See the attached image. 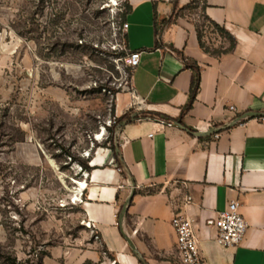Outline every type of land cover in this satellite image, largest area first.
<instances>
[{"label": "crops", "instance_id": "0c3cea01", "mask_svg": "<svg viewBox=\"0 0 264 264\" xmlns=\"http://www.w3.org/2000/svg\"><path fill=\"white\" fill-rule=\"evenodd\" d=\"M193 1L125 0L127 47L142 53L134 90L171 121L128 123L118 158L109 148L94 154L80 206L100 241L53 250L44 264H179L177 213L193 220L206 264H264V0H201L205 16L235 40L221 55L201 47L197 20L183 15ZM200 29L210 51L230 48L219 32ZM192 65L201 88L184 112ZM231 202L248 229L227 248L214 222Z\"/></svg>", "mask_w": 264, "mask_h": 264}, {"label": "rangeland", "instance_id": "374dc122", "mask_svg": "<svg viewBox=\"0 0 264 264\" xmlns=\"http://www.w3.org/2000/svg\"><path fill=\"white\" fill-rule=\"evenodd\" d=\"M125 12L124 0H0V264L94 240L76 201L83 165L126 124L161 119L133 99ZM184 14L214 30L201 9Z\"/></svg>", "mask_w": 264, "mask_h": 264}, {"label": "built area", "instance_id": "2783aa9c", "mask_svg": "<svg viewBox=\"0 0 264 264\" xmlns=\"http://www.w3.org/2000/svg\"><path fill=\"white\" fill-rule=\"evenodd\" d=\"M128 28L129 25L124 23L122 30L125 32ZM141 56L142 53L140 51L129 50L126 59L128 67L135 71L141 62ZM132 96L136 105L151 107L134 89ZM230 110L234 111L235 107H230ZM150 136L152 137L153 134ZM186 201L190 202L191 198L187 197ZM239 207L238 202H231L225 211L219 213L218 218L214 222V226L217 229L215 240L223 247L231 248L240 246L245 238L248 224L241 215ZM85 226L90 231L94 241H100L96 224L85 221ZM172 226L176 235V249L179 256V264H206L200 249V241L196 234L193 220L181 213H177L172 220Z\"/></svg>", "mask_w": 264, "mask_h": 264}, {"label": "trees", "instance_id": "16d2710c", "mask_svg": "<svg viewBox=\"0 0 264 264\" xmlns=\"http://www.w3.org/2000/svg\"><path fill=\"white\" fill-rule=\"evenodd\" d=\"M201 0H194L193 3L187 7H185L182 11H189V10H192V9H201V13L205 19V21H207L213 28L215 31L219 32L221 35L225 36L229 41H230V48L227 49V50H219V49H216L214 51H210L209 49H207L205 47V44L202 42V31L200 28H198V33H199V38H200V42H201V47L203 49H206L207 52H210L214 55H221V54H224V53H227L229 52L230 50H232L234 47H235V40L234 38L225 30L223 29L222 27H220L219 25H217L216 23L210 21L206 16H205V12H206V8H207V5L205 2H203V4L201 5ZM125 7H126V12L124 14V20H123V24L125 23V19H126V16L127 14L131 11V7L129 4L125 3ZM166 23V20H163V21H157V25L158 26H163L164 24ZM190 68L193 70L194 74H193V78H192V82H191V96H190V102L189 104L185 107L184 109V112L190 110L192 107H193V104L196 100V97H197V94L201 88V69L198 67V66H190ZM154 116H157V117H160L162 120H167V121H171L170 118L164 116V115H161V114H158V113H154L153 114ZM181 123V121H180ZM182 124V123H181ZM188 129V128H187ZM190 130V129H188ZM191 131V130H190ZM110 149L112 150L114 156L116 158H118V145H115V144H112ZM83 169L86 170V171H91L92 168L88 165H83ZM47 257H51V253L50 252H44L41 254V258L38 260V261H34L33 259H31V257L29 259H27L25 262H21V261H18V259L16 257H11V255L7 258V257H2V259H4L5 261V264H44V259L47 258Z\"/></svg>", "mask_w": 264, "mask_h": 264}, {"label": "bare ground", "instance_id": "6f19581e", "mask_svg": "<svg viewBox=\"0 0 264 264\" xmlns=\"http://www.w3.org/2000/svg\"><path fill=\"white\" fill-rule=\"evenodd\" d=\"M101 139H102V136L98 134V136L96 137V140H101ZM75 183L78 185V189H77L78 191L76 195V201H78L80 196L83 194L82 189H86L87 184L83 181H75Z\"/></svg>", "mask_w": 264, "mask_h": 264}, {"label": "water", "instance_id": "95a60500", "mask_svg": "<svg viewBox=\"0 0 264 264\" xmlns=\"http://www.w3.org/2000/svg\"><path fill=\"white\" fill-rule=\"evenodd\" d=\"M209 134H212V133H209ZM205 135H207V134H205V133H201V132H196V133H195V136H196V137H203V136H205Z\"/></svg>", "mask_w": 264, "mask_h": 264}]
</instances>
